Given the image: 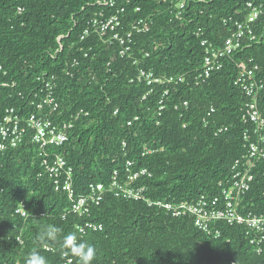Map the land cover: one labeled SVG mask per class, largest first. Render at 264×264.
I'll list each match as a JSON object with an SVG mask.
<instances>
[{
  "label": "trees",
  "instance_id": "1",
  "mask_svg": "<svg viewBox=\"0 0 264 264\" xmlns=\"http://www.w3.org/2000/svg\"><path fill=\"white\" fill-rule=\"evenodd\" d=\"M105 1L110 0H23L25 12L19 15L15 0H0V66L8 72L6 78L0 73V82L16 84L0 87V120L10 108L43 117L45 111L32 105L41 103L32 93L41 88L37 78L55 77L59 120L89 114L67 131L65 145L47 149L73 169L77 195L87 194L91 183L108 185L115 172L125 177L127 163L133 162L134 170L152 173L139 184L154 201L178 205L203 196L212 201L222 193L221 183L230 178L235 161L247 155L244 133L257 127L244 124L245 106L252 100L235 83L240 64L250 61L251 68L260 69L256 82L264 83V16L253 25L257 40L244 41L242 50L223 61L222 70L197 85L206 47L223 48L236 23L244 21L248 0H188L182 11L175 8L180 0H114L117 8L105 9L103 19L125 6L121 19L127 30L142 19L153 20L149 32L135 35L132 59L97 34L82 39ZM250 1L264 7V0ZM75 61L79 66L73 68ZM142 71L157 82H139ZM258 99L264 116V90ZM254 138L259 147L255 179L242 198V212L264 215V142ZM36 152L28 137L0 155V264H24L30 251H39L48 264H77L58 244L46 247L39 240L48 225L60 228L61 237L76 232L94 244V264H264V244L261 252L251 244L264 233L225 221L199 229L193 218L168 215L144 201L109 195L87 220L73 214L64 220L68 199L55 191ZM22 202L28 220L15 215ZM84 221L103 230L82 235L77 226Z\"/></svg>",
  "mask_w": 264,
  "mask_h": 264
},
{
  "label": "built area",
  "instance_id": "2",
  "mask_svg": "<svg viewBox=\"0 0 264 264\" xmlns=\"http://www.w3.org/2000/svg\"><path fill=\"white\" fill-rule=\"evenodd\" d=\"M22 1L15 0L14 2V6L19 15L25 12V8L21 4ZM196 1L205 2L206 0ZM187 2L188 0H180L175 8L182 11ZM100 7L101 11L99 16L90 23L82 39L84 40L92 33L97 34L107 46L111 47L118 44L122 57L134 58L132 55L133 39L137 34L141 35L149 32L151 29L150 25H153V20L142 19L133 23L127 30L121 19V16L126 12L125 6L118 7L117 14L104 19L103 13L105 9H115L117 8V3L114 0L105 1L100 4ZM245 13L244 21L236 23V31L226 40L222 49H218V51L209 49L206 47L207 41H203L202 46L206 47L204 74L196 78L197 85H200L203 79L209 78L212 71L222 70L224 68L223 61L230 59L242 50L244 41L252 43L257 40L253 25L264 16V7L263 5L248 0ZM85 57H88V54ZM250 64L251 61L240 64V76L235 85L241 87L247 93V97L252 100V102H249L245 106L246 113L242 116L244 124H254L257 127L254 130L248 129L244 133L247 155L235 161L230 171V178L221 183V187L224 186L222 193L212 201H207L206 196H203L196 202L192 201L178 205L154 201L148 196L149 189L139 184L141 179H152V173L146 169L134 170L135 163L133 162L127 163L125 177H122L120 172H115L108 185L102 182L91 183L87 194L77 195L74 189L75 175L73 169L71 167L67 168L68 163L62 156L48 153L47 149L51 146L62 147L65 145L70 138L67 131H71L77 121L83 116L88 117L89 114L80 112L72 118L71 122H62L59 120L63 118V113L61 112V105L55 99L56 95L54 93L58 89L55 77L47 78L46 80L42 77L37 78V82L41 83V88L39 91L35 90L32 93L35 100L39 99L41 101L39 105L34 102L32 105H36V108L40 111H45L42 114L43 117L38 118L34 114L24 115L15 108H10L5 111V114L0 120V155L9 150L17 149L24 143L25 139L30 137L31 145L37 148L38 158H42L43 160L42 167L54 181L55 191L65 195L68 199L70 208L63 216L64 220L70 214L80 219L91 217L92 210L95 207L101 206L105 199L109 195H112L116 199L144 201L150 207H162L168 215L171 214L174 217H191L195 221V227L199 229L207 230L209 223L212 221H225L229 225H234L235 223L246 224L252 229H256L258 233H264V215H255L252 212L246 214L242 212V198L251 190V183L255 179L252 171L256 167L253 160L259 152V147L253 142V137L256 136L257 138L254 139L256 141L259 140L260 144L264 142V134L262 133L264 116L258 106L259 94L264 90V83L256 82L257 73L260 69L258 66L251 68ZM75 65H73V68L78 67L79 63L75 61ZM0 73H3V78L8 76V72L4 71L2 66H0ZM137 80L139 82L145 81L149 86L157 82L152 73H146L144 71L139 74ZM179 81L184 82L183 79H179ZM131 82L133 83L134 81ZM0 83V87L3 88H16V84L12 81H3ZM8 83H11L12 86H9ZM45 93L46 95L43 97ZM212 112H214V108ZM118 113L119 111H116L114 115L117 116ZM57 114L59 116L56 117V120H53L52 117ZM221 131L223 132V130ZM15 215L21 216L24 220L30 218L23 202L15 211ZM77 229L80 234L86 235L90 231H102L103 226L95 222L84 221L81 225L77 226ZM219 234L220 232H217V235ZM19 242L23 246V241L19 239ZM251 244H256L260 248L259 251H263L264 236L259 240H253ZM70 263H72V260L69 261Z\"/></svg>",
  "mask_w": 264,
  "mask_h": 264
},
{
  "label": "clouds",
  "instance_id": "3",
  "mask_svg": "<svg viewBox=\"0 0 264 264\" xmlns=\"http://www.w3.org/2000/svg\"><path fill=\"white\" fill-rule=\"evenodd\" d=\"M225 130L228 131V129H223V132ZM61 231L60 228L54 225H48L40 233L39 240L44 241L46 247L50 244H58L64 255L70 254L76 258L77 264H94L97 260L95 245L81 239L76 232H69L61 237ZM24 264H48V261L39 251H30Z\"/></svg>",
  "mask_w": 264,
  "mask_h": 264
}]
</instances>
